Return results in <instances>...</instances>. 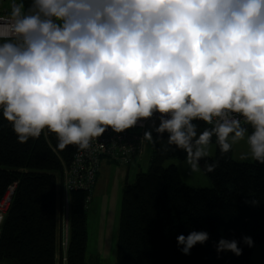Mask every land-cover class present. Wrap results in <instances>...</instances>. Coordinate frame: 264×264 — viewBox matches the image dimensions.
<instances>
[{"label":"clouds","instance_id":"clouds-1","mask_svg":"<svg viewBox=\"0 0 264 264\" xmlns=\"http://www.w3.org/2000/svg\"><path fill=\"white\" fill-rule=\"evenodd\" d=\"M0 110L19 143L47 130L80 151L159 113L142 141L167 133L161 151L185 152L191 173L219 167L213 137L221 158L246 141L240 159L264 165V0H11ZM198 121L211 127L198 132ZM208 239L192 231L177 244L190 255ZM238 243L222 238L216 251L240 256Z\"/></svg>","mask_w":264,"mask_h":264},{"label":"trees","instance_id":"trees-1","mask_svg":"<svg viewBox=\"0 0 264 264\" xmlns=\"http://www.w3.org/2000/svg\"><path fill=\"white\" fill-rule=\"evenodd\" d=\"M197 123L198 132L211 127L203 121ZM167 137L164 133V139L154 145L149 170L139 172L134 182L123 187L115 264H254V248H264V165L254 160L236 161L232 151L221 158L216 145L215 156L209 158L218 159L219 167L207 174L212 186H190L176 165L165 166L169 159L186 157L174 147L167 153L161 151ZM57 144L56 135L47 130L39 138L19 143L0 111V200L8 187L16 184L2 225L0 264H57L59 250L60 264H64L63 248L58 246L64 181L80 150L75 145L61 150ZM91 193L69 190L65 264H90L86 250ZM252 199L259 201L258 206L245 202ZM192 231L207 232L209 239L184 255L177 237ZM245 236L253 239V247L243 243ZM222 238L238 241L242 255H218L216 245Z\"/></svg>","mask_w":264,"mask_h":264},{"label":"crops","instance_id":"crops-1","mask_svg":"<svg viewBox=\"0 0 264 264\" xmlns=\"http://www.w3.org/2000/svg\"><path fill=\"white\" fill-rule=\"evenodd\" d=\"M145 141H143L140 153L131 162H118L111 159H101L92 188V198L87 211V250L93 242H108L110 245L116 239L119 232L121 215V195L126 183L135 181L137 174L141 171L143 162L141 157L145 152ZM65 194V193H64ZM68 198V195H67ZM66 204V198L64 196ZM58 230V246L62 245L65 234V225L69 214L64 210L60 217ZM67 218V219H66ZM65 222V225H64ZM61 242V243H60ZM86 250V251H87ZM63 255L66 252L63 250ZM61 252L57 253V264L61 262ZM65 264V261H63Z\"/></svg>","mask_w":264,"mask_h":264},{"label":"built area","instance_id":"built-area-1","mask_svg":"<svg viewBox=\"0 0 264 264\" xmlns=\"http://www.w3.org/2000/svg\"><path fill=\"white\" fill-rule=\"evenodd\" d=\"M6 12H0V15ZM159 115V113H156L151 120L142 121L138 123L137 126L121 133H116L111 128H108L105 133L98 138L97 142H93V147L91 149L79 151L74 155L70 168L66 171L64 181L66 204L64 202L63 210L67 216L69 214L67 198L69 190L84 189L91 192L102 157H110L115 161L127 163L131 161L133 157L137 156L143 144L142 131L149 123L155 122V124L158 125ZM137 130L140 132H137ZM100 144L104 145V147H101ZM87 164H89V168H87ZM15 187L16 184L10 185L5 195L0 200V217H3V221L0 222V235ZM65 222V234L62 241V248L66 252L69 243V224L68 220ZM63 261H66V255H64Z\"/></svg>","mask_w":264,"mask_h":264},{"label":"rangeland","instance_id":"rangeland-1","mask_svg":"<svg viewBox=\"0 0 264 264\" xmlns=\"http://www.w3.org/2000/svg\"><path fill=\"white\" fill-rule=\"evenodd\" d=\"M10 0H0V12L4 13L9 10ZM153 123H149L148 126L142 131V137L145 131L151 130ZM137 132H140L137 130ZM154 134V131H153ZM145 152L141 157V162L144 163L141 167L140 172H147L150 166V159L153 152V144L148 143L145 141ZM210 157L215 156L216 154V144L212 142L209 148ZM248 146L246 141H241L237 145L233 147L232 150V157L236 161H253L251 159L241 160L240 155L242 152H247ZM184 159H169L165 162V166L169 165H176L180 171L181 177L190 186L199 187V188H206L212 186V182L208 175L201 170L198 173H191L185 164ZM92 196V193H91ZM122 199V195H121ZM122 201V200H121ZM120 222V215L118 217ZM62 223V220H61ZM63 224V223H62ZM117 243H118V235L114 241L108 245V242L104 245V242H93L92 245L88 248L86 252V259L90 264H115L116 256H117ZM252 260L254 264H264V248L262 245H258L254 248L252 254Z\"/></svg>","mask_w":264,"mask_h":264},{"label":"water","instance_id":"water-1","mask_svg":"<svg viewBox=\"0 0 264 264\" xmlns=\"http://www.w3.org/2000/svg\"><path fill=\"white\" fill-rule=\"evenodd\" d=\"M87 168H89V164H87Z\"/></svg>","mask_w":264,"mask_h":264}]
</instances>
